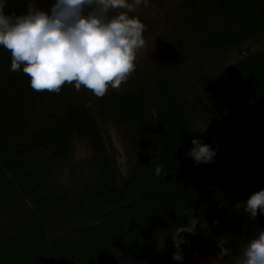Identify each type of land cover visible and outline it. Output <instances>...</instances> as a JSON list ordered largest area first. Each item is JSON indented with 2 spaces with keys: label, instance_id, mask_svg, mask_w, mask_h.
Wrapping results in <instances>:
<instances>
[{
  "label": "trees",
  "instance_id": "16d2710c",
  "mask_svg": "<svg viewBox=\"0 0 264 264\" xmlns=\"http://www.w3.org/2000/svg\"><path fill=\"white\" fill-rule=\"evenodd\" d=\"M27 3L6 0L4 11L23 14ZM36 3L47 11L53 0ZM197 3L185 0L188 8L194 9ZM204 11H197L190 22L189 38L198 49L195 54H221L232 47L264 40V0H210ZM201 12L206 19L218 16L225 27L210 32ZM10 67L11 53L0 46V207L26 202L37 195L43 200L49 189L46 182L50 169L39 161L30 164L23 160L35 149L67 155L74 137L87 138L97 160L104 165L100 174L102 190L117 191L111 168L104 160L99 125L89 111L70 108L59 120L47 119L40 129L33 126L37 109L47 100H60L67 91V82L59 93L50 92L44 98L30 86L23 65L16 72ZM185 85L180 80L178 84L166 81L152 95L109 98L113 121L136 125L138 134L163 158V170L172 177L167 179L162 171L157 175L153 162L140 165L132 179V185L141 187L140 198L111 215H102L97 224L98 261L90 257L84 264H99L102 257L113 259V264H140L157 249L161 231L169 227L174 235L180 225H190L192 217H197L204 228L196 236L180 234L186 243L180 246L183 260L178 264H190L195 247L216 257L217 241H227L225 247L239 254L250 239L264 231V214L258 212L256 218H251L244 210L250 195L264 189V52L250 53L222 74L197 83L209 95L207 103H191ZM155 100L159 101L157 115L152 108ZM196 121L216 129L218 139H208L196 131ZM193 138L215 149L214 162L196 164L186 156L193 147ZM65 207L68 211L70 206ZM48 222L47 215L28 216L17 234H0V264H79L77 254L52 256V243L45 230ZM66 239L65 244L69 243ZM115 245L121 246V256L114 252ZM170 250L172 254L177 251L173 239Z\"/></svg>",
  "mask_w": 264,
  "mask_h": 264
},
{
  "label": "rangeland",
  "instance_id": "374dc122",
  "mask_svg": "<svg viewBox=\"0 0 264 264\" xmlns=\"http://www.w3.org/2000/svg\"><path fill=\"white\" fill-rule=\"evenodd\" d=\"M209 3L210 0H198L194 9L186 7L185 0H148L147 6L142 3L134 12L129 13L130 16L138 17L145 26V47L138 51L135 71L128 80L122 82L119 89L109 86L106 94L99 98L84 86L77 90L74 84L67 83V91L61 94L63 96L60 100H47L43 107L37 109L33 118L35 129L43 127L47 119L52 122L59 120L74 107L83 108L95 117L105 150L104 160L111 168L117 191L102 190L100 174L104 165L97 160L87 138L74 137L67 155H55L42 149L32 150L23 162L31 164L39 161L47 164L51 173L46 182L48 192L43 200L37 195L27 198L26 202L0 207L2 237L17 234L19 225L28 216L39 215L45 218L47 215L49 222L45 224V230L52 243V256L64 258L77 254L79 264L89 263L90 257L98 261V256L95 258L99 250L97 224L102 215H111L135 204L140 198L141 187L132 185L137 168L145 161L153 162L156 167H160L162 175L167 176L163 170V158L146 144L145 138L138 134L137 126L113 121L109 114V98L113 95L135 98L143 94L152 95L161 83L176 81L178 84L180 80L186 83V96L191 103L198 104L200 100L209 102V95L197 83L207 77L222 74L236 63L235 57H239L242 52V48L236 46L225 53L205 57L194 53L198 49L189 38L192 31L190 22L196 12L204 11ZM121 11L124 10H113L110 15ZM204 18H208L206 14ZM205 22L210 32L225 27L218 16L206 19ZM252 45L255 52H264V40H254ZM207 53L205 49L204 54ZM37 92L44 98L50 93L47 90ZM158 107L159 101L155 100L152 105L155 115ZM193 125L206 138L218 139L216 129L201 121ZM8 179H11V175ZM65 206H70L68 211ZM203 228L204 224L198 220L193 235L201 233ZM172 235L169 227L161 231L157 238V249L140 264H178V261L172 259L170 250ZM65 239H69V243L65 244ZM113 249L121 256V246L115 245ZM214 259L215 256H207L195 248L192 250L190 264H211ZM113 263V259L105 257L99 261V264Z\"/></svg>",
  "mask_w": 264,
  "mask_h": 264
},
{
  "label": "clouds",
  "instance_id": "9594fccd",
  "mask_svg": "<svg viewBox=\"0 0 264 264\" xmlns=\"http://www.w3.org/2000/svg\"><path fill=\"white\" fill-rule=\"evenodd\" d=\"M148 0H53L45 11L28 0L23 14H6V0H0V46L11 53L10 71L23 65L36 91L59 93L67 82L79 90L81 86L96 97L109 89H119L135 71L137 53L145 47L144 24L130 16ZM121 9L110 15L113 10ZM193 147L186 156L196 164L215 160L216 151L199 138L191 140ZM159 175L160 167L155 170ZM245 212L251 218L264 214V189L245 201ZM198 222L180 225L172 239L177 251L172 259L183 260L181 233H192ZM216 221H214L215 223ZM227 241H217L219 251L211 264H264V231L252 238L239 254L225 247ZM225 257L229 260L225 261Z\"/></svg>",
  "mask_w": 264,
  "mask_h": 264
},
{
  "label": "flooded vegetation",
  "instance_id": "af4514ba",
  "mask_svg": "<svg viewBox=\"0 0 264 264\" xmlns=\"http://www.w3.org/2000/svg\"><path fill=\"white\" fill-rule=\"evenodd\" d=\"M242 48V52H241V55L239 57H235V62H239L240 60H242L243 58L247 57L250 53H253L255 52L254 49H253V45L252 44H249V43H246V44H243L241 46H239ZM195 248H198V247H195ZM195 248H193L192 250H194ZM192 250H191V254H192Z\"/></svg>",
  "mask_w": 264,
  "mask_h": 264
},
{
  "label": "water",
  "instance_id": "95a60500",
  "mask_svg": "<svg viewBox=\"0 0 264 264\" xmlns=\"http://www.w3.org/2000/svg\"><path fill=\"white\" fill-rule=\"evenodd\" d=\"M171 177H172L171 174H167L166 176L167 179H171Z\"/></svg>",
  "mask_w": 264,
  "mask_h": 264
}]
</instances>
